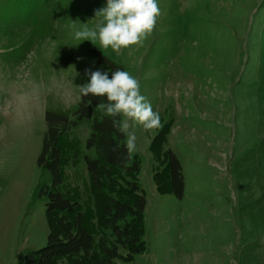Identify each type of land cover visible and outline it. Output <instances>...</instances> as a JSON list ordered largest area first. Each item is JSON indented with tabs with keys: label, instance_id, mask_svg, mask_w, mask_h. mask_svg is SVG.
Wrapping results in <instances>:
<instances>
[{
	"label": "rangeland",
	"instance_id": "1",
	"mask_svg": "<svg viewBox=\"0 0 264 264\" xmlns=\"http://www.w3.org/2000/svg\"><path fill=\"white\" fill-rule=\"evenodd\" d=\"M106 4L0 0V99L4 93L9 101L14 81L23 90L45 77L55 86H81L89 68L111 78L106 61L128 72L167 127L158 155L149 146L162 126L129 129L139 162L132 181L146 200L147 249L132 264H264V0H158L153 32L119 54L98 38H75L96 29L103 18L95 14ZM75 144L68 161L81 154ZM166 150L181 165V199L160 195L153 181ZM26 165L0 172V264H25L27 252L47 243L46 199L36 194L52 178L37 171L35 160ZM64 167L56 190L87 211L96 235L87 172L70 176ZM39 179L44 185L33 196ZM114 179L120 192L112 196L127 200L128 178Z\"/></svg>",
	"mask_w": 264,
	"mask_h": 264
},
{
	"label": "trees",
	"instance_id": "2",
	"mask_svg": "<svg viewBox=\"0 0 264 264\" xmlns=\"http://www.w3.org/2000/svg\"><path fill=\"white\" fill-rule=\"evenodd\" d=\"M105 63L112 72L120 69L108 61ZM106 102V97L80 94L71 115L46 111V132L37 167L49 172L52 183L51 186H41L36 198L46 199L45 217L49 233L43 248L25 254V264H132L135 256L146 251L147 245L142 240L146 200L132 181L139 172V162L127 152L125 134L113 126V119L121 117H109L100 107ZM94 109L99 111L93 114ZM82 120L91 121L85 147L95 153L92 159L85 156L84 162L96 219V235L90 229L87 211L80 209L72 195L56 190L63 183L62 168L68 163L66 153L76 146L66 134ZM166 128V125L162 126L150 143L149 151L153 155L161 152ZM75 151L76 155L77 148ZM162 157L163 170L153 175L157 192L181 199V165L171 150L164 151ZM117 174L128 178L124 183L127 200L112 196L116 190L120 192L114 179ZM121 251L124 255L120 254Z\"/></svg>",
	"mask_w": 264,
	"mask_h": 264
},
{
	"label": "clouds",
	"instance_id": "3",
	"mask_svg": "<svg viewBox=\"0 0 264 264\" xmlns=\"http://www.w3.org/2000/svg\"><path fill=\"white\" fill-rule=\"evenodd\" d=\"M161 15L158 0H107V4L98 10L95 16L103 19L96 29L75 32L77 40L93 41L99 39L100 45L111 47L117 54L121 49L139 45L142 40L153 32L157 18ZM98 29V31H97ZM88 82L79 86L82 96L106 97L101 103L112 123L126 136V150L129 154L136 150V135L129 131L134 126H141L145 131L161 127V118L154 111L151 103L141 94L137 78L128 72L116 69L109 78L108 71L85 69Z\"/></svg>",
	"mask_w": 264,
	"mask_h": 264
},
{
	"label": "crops",
	"instance_id": "4",
	"mask_svg": "<svg viewBox=\"0 0 264 264\" xmlns=\"http://www.w3.org/2000/svg\"><path fill=\"white\" fill-rule=\"evenodd\" d=\"M51 81L52 78L50 81L46 77L42 78L27 90L19 89L14 81L8 94L9 101H3L4 93L1 94L0 172L2 169H12L17 165L20 168L24 161L28 167V163L31 164L33 160L37 171L41 172L37 167V157L46 132V111L68 113L76 108L80 100L78 85L70 83L55 86ZM90 125V120H82L67 133L69 141L77 140L79 154L81 153L79 158H71L64 167L69 168L70 176H74L76 169L86 170L85 156L90 159L95 156L93 149H85L86 140L90 135ZM41 185L44 184L40 179L36 180L34 189L32 188L33 196ZM70 185L74 186L72 180ZM6 197V200L10 198V192Z\"/></svg>",
	"mask_w": 264,
	"mask_h": 264
}]
</instances>
